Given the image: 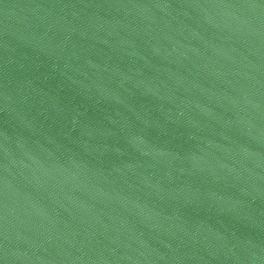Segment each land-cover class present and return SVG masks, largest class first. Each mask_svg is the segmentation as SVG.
Returning a JSON list of instances; mask_svg holds the SVG:
<instances>
[{
  "label": "water",
  "instance_id": "95a60500",
  "mask_svg": "<svg viewBox=\"0 0 264 264\" xmlns=\"http://www.w3.org/2000/svg\"><path fill=\"white\" fill-rule=\"evenodd\" d=\"M0 264H264V0H0Z\"/></svg>",
  "mask_w": 264,
  "mask_h": 264
}]
</instances>
